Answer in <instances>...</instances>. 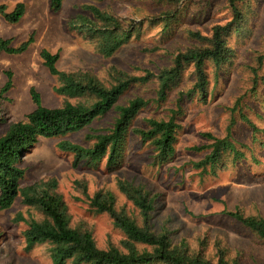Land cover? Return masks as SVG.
<instances>
[{"label":"rangeland","instance_id":"1","mask_svg":"<svg viewBox=\"0 0 264 264\" xmlns=\"http://www.w3.org/2000/svg\"><path fill=\"white\" fill-rule=\"evenodd\" d=\"M85 1L66 0L62 12L54 13L51 0H0V5H7L10 10L19 3H24L27 8L22 21L16 24H10L0 14V37L11 39L14 46L29 40L32 34L36 38L31 48L22 54L0 53V89L8 82L7 72L13 73V86L4 96L5 99L0 100V116L8 120L0 121V136L7 132L11 122L23 120L36 109L37 105L31 97L32 88L41 94L45 106L59 107L65 102V98L55 91L57 79L41 58L43 48L61 54L58 65L63 70L89 71L105 78L111 66L138 74L146 69L157 72L169 63L168 48H173L168 50L175 52L179 46L185 45L184 41L178 40V33L168 36L167 40L170 41L164 42L163 25L153 27L146 23L140 37H135L114 57L104 58L98 53L94 42L68 27L70 17L80 10L79 5ZM138 2L115 0L108 3L118 16L139 18L141 15L137 16L134 7ZM199 4L200 1H196L192 5L190 12L177 26L178 31L191 27L208 32L215 22L225 24L230 20L224 9L226 0H218L215 9H209L206 13L201 12ZM244 6L246 13L250 14L249 24L244 38L234 33L230 37V46L235 51L232 63L222 68L218 78L216 69H210L208 94L196 93L183 101L184 114L179 115L178 119L182 128L174 157L159 158L153 147L130 135L125 161L119 170L110 172L104 166L105 162L99 168L89 167L85 162L75 168L74 156L61 152L57 148V140L43 139L23 161V166L28 170L26 183L58 178L60 191L65 196L74 221L77 224L95 223L97 239L104 243L110 220L88 206L85 189L91 195L99 190H112L118 195L121 206L131 208L134 205L118 182L119 179L135 181L158 196L153 213L154 229H168L175 244L184 242L191 250H202L208 256H216L225 245L232 254L243 255L250 264L264 261V240L224 213L226 209L240 207L247 214L264 215V82L260 79L256 85L257 79L254 78L255 68L258 71L261 58H264V0H248ZM140 8L143 9L142 3ZM153 48L158 49L152 51ZM192 70L191 67L186 70L183 81L171 90L167 101L152 102L144 109L135 125H144L146 117L166 115L170 108H177L179 90L188 88V80L194 79L190 76ZM259 75L264 76V60ZM158 88L159 82L156 81L149 82L147 86H134L122 98V102L127 103L137 95L155 99ZM240 98L261 131L255 134L247 123L240 121L233 134L237 140L248 144L250 149L246 159L234 162L228 158L216 168V173L204 174L202 169L195 168L193 162L202 160L208 152H198L194 148L209 144L205 133L217 136L226 134L232 108ZM115 116V112H111L92 127L69 138L87 144V135L93 130L111 126ZM19 211L26 213L20 200L11 209H0V228L5 236L0 242V264H52L47 245L27 250L23 226L14 221ZM118 238L113 236L111 239Z\"/></svg>","mask_w":264,"mask_h":264},{"label":"trees","instance_id":"2","mask_svg":"<svg viewBox=\"0 0 264 264\" xmlns=\"http://www.w3.org/2000/svg\"><path fill=\"white\" fill-rule=\"evenodd\" d=\"M65 1L51 0L53 12H62ZM111 1L115 0H86L67 22L69 30L84 34L94 42L102 57L112 58L131 44L135 37L144 33L146 23L153 27L163 25L164 42L170 41L167 40L168 36L178 33V40L184 41L185 45L179 46L175 52H170L173 48H168L169 63L157 72L146 69L138 74L111 66L105 78L89 71L63 70L58 65L61 54L43 48L41 58L57 79L55 91L65 98V102L59 107L45 106L41 94L32 88L31 97L37 105L36 109L23 120L11 122L7 132L0 136V209H11L20 200L26 213L19 211L14 221L23 226L26 248L31 251L37 246L47 245L52 264H250L243 255L232 254L225 245L216 256H208L202 250H191L184 242L175 244L168 229H154L153 213L158 196L135 181L119 179L118 182L133 203L134 207L131 208L121 206L118 195L112 190H99L91 195L85 189L88 206L110 220L104 243L97 239L95 223L77 224L74 221L65 196L60 191L58 178L26 183L28 170L23 166V161L43 139L57 140V148L61 152L74 156L75 168L82 162L89 167L99 168L105 162L104 166L110 172L119 170L125 161L130 135L153 147L159 158L174 157L182 128L178 119L179 115L184 114L183 101L196 93H209L210 69H216L218 78L222 68L232 63L235 51L230 46V37L234 33L244 38L250 18L244 6L248 0H226L224 9L230 20L225 24L215 22L208 32L191 27L178 31L177 26L196 1H200L201 12L206 13L209 9H215L218 0H139L134 6L137 11L140 10L136 11L137 16L141 15L139 18L118 16L108 3ZM141 3L143 9L140 8ZM26 11L24 3L17 4L13 10L7 5H0V14L10 24L21 22ZM35 41V34H32L29 40L14 46L11 39L0 37V53L22 54ZM157 49L153 48L152 51ZM143 50L147 51L148 48ZM263 60L261 58L258 71L255 68L256 85L260 79L264 82V76L259 75ZM190 67L193 68L190 76L194 79L188 80V88L179 90L177 108H170L166 115L146 117L144 125L136 126L138 116L152 102L168 100L171 90L180 85ZM7 75L8 82L0 89L1 101L13 86V73L9 71ZM151 81L159 82L155 99L137 95L127 103L122 102L131 88L147 86ZM242 100H237L232 108L226 134L217 136L205 133L209 144L194 148L198 152H208L202 160L193 162L195 168L202 169L204 174L216 173V168L228 158L234 162L246 159L250 149L248 144L237 140L233 134L240 121L247 123L255 134L261 131ZM111 112L116 114L112 125L89 133L87 144L69 138L92 127ZM0 121L8 122L1 116ZM224 213L264 240V215H250L240 207L226 209ZM113 236H118V240L111 239ZM4 237V231L0 228V242ZM259 264H264V261Z\"/></svg>","mask_w":264,"mask_h":264}]
</instances>
